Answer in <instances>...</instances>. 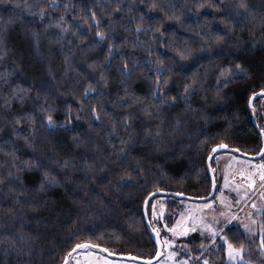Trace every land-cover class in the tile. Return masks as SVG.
Instances as JSON below:
<instances>
[{
  "label": "trees",
  "instance_id": "obj_1",
  "mask_svg": "<svg viewBox=\"0 0 264 264\" xmlns=\"http://www.w3.org/2000/svg\"><path fill=\"white\" fill-rule=\"evenodd\" d=\"M243 3L0 0V264H62L82 243L152 258L148 195H209L218 144L260 153L253 109L264 131V95L250 99L264 89V0ZM237 62L246 74L224 81L220 70ZM159 197L167 226L183 198L148 202L164 245L151 216ZM262 235L264 214L248 230L231 221L213 241L190 239L185 254L189 264H243L226 250L244 244V259L264 264Z\"/></svg>",
  "mask_w": 264,
  "mask_h": 264
},
{
  "label": "rangeland",
  "instance_id": "obj_2",
  "mask_svg": "<svg viewBox=\"0 0 264 264\" xmlns=\"http://www.w3.org/2000/svg\"><path fill=\"white\" fill-rule=\"evenodd\" d=\"M261 162L262 160L258 161L230 150L219 152L213 160L216 182L218 181L220 184L219 193L215 198L207 201L178 199V207L173 212L177 218L167 227L165 225H168L169 221H165L167 211L164 207L166 198H155L153 205L156 206V214L151 215L152 220L156 221L155 223L160 232H162V228L165 229L163 230L164 233L162 232L163 241L165 237L174 241L171 245L164 243L163 254L156 262L148 263L113 257L96 247H91L90 249H79L74 252V256L67 264H77V261L84 264L85 253H91L87 260L91 261L92 264H103V258L105 257L112 264H173V261H182L189 257L192 259V256H189L190 253L185 254L187 249L185 246H187L186 243L190 239L201 237L203 239L209 238L210 241H213V233L203 227L205 223L211 224L218 229L215 233L216 237L226 226L224 224L225 219L228 221L227 224L233 221L241 223L246 230L253 228L258 224V221H261V217L264 214V195H261L264 193V181L260 179L259 175ZM250 178L254 183L249 182ZM221 199L224 200L223 203H221ZM209 201L212 202L210 206L207 208L203 207ZM253 202H255V207H253ZM245 225L248 227H245ZM174 226H177V231H182L185 227L191 229L193 226H195L196 230L177 236L173 232L168 231L169 228ZM169 252H176L177 255L169 258ZM227 260L235 263V261L229 259L228 255Z\"/></svg>",
  "mask_w": 264,
  "mask_h": 264
},
{
  "label": "snow or ice",
  "instance_id": "obj_3",
  "mask_svg": "<svg viewBox=\"0 0 264 264\" xmlns=\"http://www.w3.org/2000/svg\"><path fill=\"white\" fill-rule=\"evenodd\" d=\"M240 7H246V5L243 3V0H241V4L239 5ZM65 8H68L70 7V5H64ZM41 15H43V12H41ZM91 16L93 17V19L96 18V13L93 11L91 12ZM61 20H63V17H61ZM99 20L96 19V26H97V32H96V36L99 37L101 40H103L105 38V33L103 31H100L99 30ZM140 28V25H137V29L139 30ZM68 29L67 28H64V31H67ZM218 39H222V37H218ZM113 45L112 44H109L108 45V53H109V56L112 54L113 52ZM180 55L183 57L185 54L183 52L180 53ZM160 64L162 65L163 64V61H160ZM127 62L124 63V69L127 70ZM165 69H166V66H165ZM167 70V69H166ZM160 68L158 67L157 70H156V73H155V85L157 87L158 90H160L162 92V89H160V83H161V74H160ZM247 72V69L244 67V65H242L241 63L237 62L235 64H232V65H228L224 68H222L220 70V77L223 78L224 81H230L233 76L239 74V75H244L246 74ZM219 82V81H218ZM163 83L164 84H167L168 83V79L165 77L163 79ZM94 91V89L92 88L91 85H89L88 88H86L84 90V95L87 96L90 92ZM185 91H187V85L185 86ZM261 93H264V89H261L260 90ZM153 95L155 96L156 93L154 92ZM253 95L255 96L256 94L253 93ZM160 99V102L161 103H167L169 102V100L171 101H175L176 100V97H164L163 95H161L159 97ZM92 112L93 114L95 115V118L97 120L100 119V116H99V113L97 112V110L95 108L92 109ZM70 117H71V113H69V115L66 117V123L70 122ZM31 119V117H29ZM46 122H47V125L49 127H52V126H55L56 124V121L53 119V116L51 114L47 115L46 116ZM125 123L127 124V119L125 120ZM27 139V138H26ZM121 143H123V141H121ZM227 145H224V144H218L216 145V148H226ZM216 148L213 149V151L216 150ZM237 151H239V149H237ZM260 152L261 153H264V147H262L260 149ZM27 163V162H26ZM260 179L262 181H264V160H262L261 164H260ZM47 175V174H46ZM250 183H254V181L251 180L250 178ZM158 191H163L162 189L158 190ZM180 195H183V193H181ZM261 195H264V193H262ZM224 200L221 199V203H223ZM148 201H145V204H147ZM212 202L209 201L208 204H205L203 205V207L207 208L210 206ZM253 207H255V202H253ZM152 214L155 215L156 214V206L155 205H152ZM223 215V214H222ZM152 222L149 221V224H151ZM228 221L227 219H225L224 221V224L227 225ZM194 224H195V221H194ZM165 227H167V225H165ZM176 227L177 226H174L173 228H169L168 231L170 232H173L175 235L179 236V235H185L188 231H195V226H193L191 229H188L187 227H185L182 231H177L176 230ZM203 227L207 228L210 232L213 233V236H212V239L215 240L216 239V235L215 233L217 232V228H214L211 224H203ZM245 227H248L247 225H245ZM153 232H156L157 229L155 227H153L152 229ZM226 239V238H225ZM159 242V241H158ZM164 243L166 245H171L174 243V241L172 240H169L167 237H165L164 239ZM262 249H264V235L261 236V239H260V245H259ZM91 247H100L99 245H89L87 243H82V244H76L74 246V248L71 250L72 252H76L77 249H90ZM187 247V246H185ZM201 247H203V245H201ZM244 244H241L238 248L237 247H234L233 245L229 244L228 245V248H227V255L229 257L230 260L232 261H235V262H241L243 261V264H252L251 261H246L244 259V255H243V252H244ZM104 252H108L109 249L107 248H104L103 249ZM91 253H85V262L84 264H92L91 261H88L87 260V257L90 255ZM262 254H264V252H262ZM69 255H71V253H69ZM157 256L161 255L160 252H157L156 253ZM177 255L176 252H169L168 253V256L169 258L171 257H175ZM138 259V258H137ZM191 259V257L189 258H186V259H183L182 261H173V264H189V260ZM65 264H67V258L65 260ZM77 264H81L80 261H77ZM103 264H112L111 261L107 260V258H103ZM203 264H208V260L207 259H204L203 260Z\"/></svg>",
  "mask_w": 264,
  "mask_h": 264
},
{
  "label": "water",
  "instance_id": "obj_4",
  "mask_svg": "<svg viewBox=\"0 0 264 264\" xmlns=\"http://www.w3.org/2000/svg\"><path fill=\"white\" fill-rule=\"evenodd\" d=\"M256 95L252 96L251 99H250V106L253 107V100L259 96H263L264 93H261V91H258L257 93H255ZM253 109V108H252ZM253 114H254V117H253V120H254V123H255V126L256 128L259 130L260 134L262 135L263 137V147H264V131L259 127L258 123H257V120H256V114H255V109H253ZM216 148V147H214ZM222 150H230V151H234V152H237L239 154H242V155H245L249 158H252V159H259L261 157H263L264 153H258V154H247V153H243V152H240V151H237L236 148H230L228 145L226 148H216L215 151H213L208 159H207V170H208V173L211 177V180H212V189H211V192L209 195L207 196H203V197H196V196H192V195H187V194H184L183 195H180L181 193H178V192H174V191H167V190H163V191H154L153 193H151L150 195H148V197L145 199V201H148L153 197V196H156V195H159V194H163V195H170V196H174V197H178V198H184V199H191V200H199V201H207V200H210L214 197L215 193H216V188H217V182H216V177H215V173L212 169V166H211V161L213 159V157L215 156V154L219 151H222ZM147 206H148V203L145 204L144 202V205H143V215H144V220H145V223L147 225V228L149 230V232L152 234L156 244H157V252H160L161 255L157 256L155 255L154 257L152 258H142V257H137V256H133V255H119V254H112L110 252H104L103 251V247H96L98 248L99 250H101L102 252L108 254V255H111L113 257H121V258H125V259H129V260H136V261H141V262H148V263H152V262H156L157 260H159L163 254V242L160 238V235H159V232L156 231V232H153L152 229H153V226L152 224H149V217H148V212H147ZM159 241V242H158ZM89 244V243H87ZM90 245V244H89ZM79 250V249H77ZM69 253H71V255L74 253L72 251H70ZM68 254V256L66 257L67 258V263L69 261V258L70 256ZM66 258L64 259L63 263L62 264H65V260ZM138 258V259H137Z\"/></svg>",
  "mask_w": 264,
  "mask_h": 264
}]
</instances>
